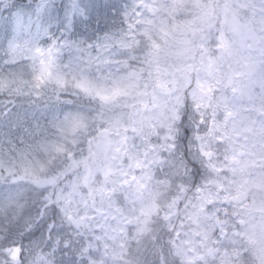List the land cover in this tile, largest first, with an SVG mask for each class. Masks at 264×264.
Wrapping results in <instances>:
<instances>
[{"label": "snow or ice", "instance_id": "snow-or-ice-1", "mask_svg": "<svg viewBox=\"0 0 264 264\" xmlns=\"http://www.w3.org/2000/svg\"><path fill=\"white\" fill-rule=\"evenodd\" d=\"M0 264H264V0H0Z\"/></svg>", "mask_w": 264, "mask_h": 264}]
</instances>
